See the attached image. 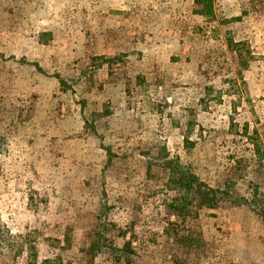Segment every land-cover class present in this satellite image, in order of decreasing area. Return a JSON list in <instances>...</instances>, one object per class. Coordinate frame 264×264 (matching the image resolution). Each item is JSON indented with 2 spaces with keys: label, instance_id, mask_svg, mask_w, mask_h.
I'll list each match as a JSON object with an SVG mask.
<instances>
[{
  "label": "rangeland",
  "instance_id": "374dc122",
  "mask_svg": "<svg viewBox=\"0 0 264 264\" xmlns=\"http://www.w3.org/2000/svg\"><path fill=\"white\" fill-rule=\"evenodd\" d=\"M196 9L0 0V264H115L102 229L135 264H264V0ZM179 165L251 205L175 215Z\"/></svg>",
  "mask_w": 264,
  "mask_h": 264
},
{
  "label": "trees",
  "instance_id": "16d2710c",
  "mask_svg": "<svg viewBox=\"0 0 264 264\" xmlns=\"http://www.w3.org/2000/svg\"><path fill=\"white\" fill-rule=\"evenodd\" d=\"M197 9L195 13L204 18H211L214 15L213 12V0H196ZM243 46L242 43L235 44L236 50L239 53L242 65L246 68L247 62H244V57L240 48ZM37 66V65H36ZM39 67V66H37ZM40 71L41 68H39ZM60 81L61 85L65 88V81L60 77L56 76ZM175 173L177 178L175 179L177 189L183 191L185 196L183 198H176L174 202L169 206L170 210L177 216H184L186 214L190 215V207L195 201H208L214 204H219L221 202H231L240 203L244 202L248 205L247 200H241L234 197L226 190L214 189L209 187L206 183L200 180V178L192 173L189 169L183 166H177ZM254 205L259 206L260 203L264 204V200L258 201L253 200ZM264 207V206H263ZM257 211L261 217L264 219V208H258ZM98 238L92 246V249L100 252L101 254L109 255L115 264H135L133 261L134 250L132 245L126 243L122 248H117L113 244L108 245L106 240L105 231L102 229L97 234ZM30 251V250H29ZM34 253L29 252V264H39L34 260Z\"/></svg>",
  "mask_w": 264,
  "mask_h": 264
}]
</instances>
